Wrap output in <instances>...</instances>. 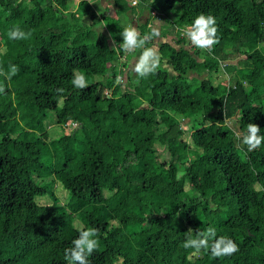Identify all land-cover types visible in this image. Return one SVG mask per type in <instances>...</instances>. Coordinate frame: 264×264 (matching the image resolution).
Here are the masks:
<instances>
[{"label":"trees","instance_id":"1","mask_svg":"<svg viewBox=\"0 0 264 264\" xmlns=\"http://www.w3.org/2000/svg\"><path fill=\"white\" fill-rule=\"evenodd\" d=\"M105 1L0 0V70L19 69L0 76V264H67L80 225L100 229L90 264H264V143L238 139L247 123L264 135V0ZM200 13L217 20L211 52L180 28ZM120 15L141 36L167 16L177 45H145L155 74L132 71L142 50L119 48ZM14 26L31 35L9 39ZM208 227L239 251L184 249L189 228Z\"/></svg>","mask_w":264,"mask_h":264},{"label":"clouds","instance_id":"2","mask_svg":"<svg viewBox=\"0 0 264 264\" xmlns=\"http://www.w3.org/2000/svg\"><path fill=\"white\" fill-rule=\"evenodd\" d=\"M150 32L141 36L137 27L129 24L124 27L119 33L122 37V42L119 43V48L124 53H132L137 49H141L138 58L136 59L132 71L139 78H147L149 75L155 74L160 67L161 56L159 49L156 47H146L145 45L154 37H159L160 32L157 27L149 26ZM183 35L196 49L207 50L211 52L216 44L219 43L217 35L218 26L216 17L211 14H198L194 20L184 26ZM31 33H27L14 26L8 32L9 39L19 40L27 39ZM113 45H117L114 37L110 33ZM16 65H10L9 70L4 72L0 70V76H4L6 80H10L12 76L18 72ZM123 78L116 77V83L121 84ZM71 84L77 89H86L89 85L87 82L86 74L79 69H73ZM62 92L63 89H57ZM6 92V86L0 82V94ZM247 132L242 135L238 134V139L247 147V151L251 152L259 148L264 143V135H261V128L256 123H247ZM78 236L71 241V246L64 250V259L67 264H90L89 257L99 247V234L98 227H84L80 225L77 228ZM193 229L187 230V238L183 243L184 249H192L193 255L199 254L202 250L209 252L211 257L220 258L232 256L239 251L238 245L235 241L228 236H217L214 227H208L204 231L199 229L195 230L193 236Z\"/></svg>","mask_w":264,"mask_h":264},{"label":"rangeland","instance_id":"3","mask_svg":"<svg viewBox=\"0 0 264 264\" xmlns=\"http://www.w3.org/2000/svg\"><path fill=\"white\" fill-rule=\"evenodd\" d=\"M74 1H76V0H74ZM96 0H93V2H95ZM99 3V2H98ZM102 3L103 4H106L107 2L105 1V0H102ZM137 4V3H136ZM99 7H101L102 6V4L101 3H99V4H97ZM168 12V14H169V18L170 19H174V18H176L177 16H178V14L180 13V11L177 9V7L176 6H174V7H172L169 11H167ZM157 14V10H155V11H152L151 12V15H153V14ZM155 14V15H156ZM147 15V12H146V10L145 11H143V13L141 14V16H140V19L142 20V19H144V17ZM154 16V15H153ZM120 20H121V22L122 23H129V24H133L134 26H136L137 27V23L135 22V20L134 19H128V17H124V16H122V15H120ZM164 18V19H163ZM163 18H161L162 20H159L158 18H153L152 20H151V26H154V27H157L158 28V30H159V32H160V35H159V37H155V41H159V40H162V39H166V40H169L170 42H172V43H174L175 45H177L176 44V41H175V37L173 36V34L171 33V35H170V33L169 34H167L166 35V33L165 34H162V27H160L159 28V26L162 24V23H166V19H167V16H163ZM162 21V22H161ZM161 22V23H160ZM160 23V25H158ZM128 24V25H129ZM164 24H163V26H164ZM185 25H187V23H181L180 22V28H182V30H183V28H184V26ZM170 30H172L171 28H170ZM172 37H174V39H172ZM190 43V42H189ZM137 55V54H136ZM202 56L203 55H201L199 58L201 59L202 58ZM132 60L133 61H136V57H133L132 58ZM119 62H120V59L119 58H116V59H113V61H111V62H109V60H108V64H113V66H117L118 64H119ZM195 74H197L199 77H201L202 75H204V73H196V72H194ZM212 76V78H213V80L214 81H217V80H221V82L223 83L225 80H223L222 81V78H223V74L220 72V71H218V74H212L211 75ZM184 124L186 125V126H189V122H188V120L187 121H184ZM69 247V246H68ZM68 247H66V248H68Z\"/></svg>","mask_w":264,"mask_h":264},{"label":"built area","instance_id":"4","mask_svg":"<svg viewBox=\"0 0 264 264\" xmlns=\"http://www.w3.org/2000/svg\"><path fill=\"white\" fill-rule=\"evenodd\" d=\"M131 2H132V3H135V2H136V0H131ZM73 124H74V122H73Z\"/></svg>","mask_w":264,"mask_h":264},{"label":"crops","instance_id":"5","mask_svg":"<svg viewBox=\"0 0 264 264\" xmlns=\"http://www.w3.org/2000/svg\"><path fill=\"white\" fill-rule=\"evenodd\" d=\"M155 11V10H154Z\"/></svg>","mask_w":264,"mask_h":264}]
</instances>
